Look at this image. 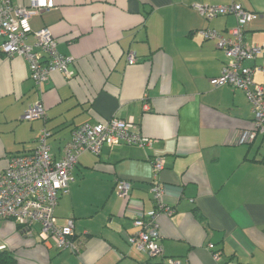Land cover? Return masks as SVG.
<instances>
[{"label": "crops", "instance_id": "crops-1", "mask_svg": "<svg viewBox=\"0 0 264 264\" xmlns=\"http://www.w3.org/2000/svg\"><path fill=\"white\" fill-rule=\"evenodd\" d=\"M232 1L253 15L244 43L264 47V0H54L29 24L47 29L73 62L69 76L52 73L41 86L45 119H22L40 95L26 61L0 51V175L12 156L33 153L43 129L54 159L84 123L124 120L150 141L79 155L54 208L57 226L74 221L77 251L43 243L38 225L25 233L0 220V264H264V144L237 143L238 132L253 127L251 105L241 90L212 85L226 59L201 35L210 29L226 37L236 19L208 20L195 9ZM253 80L264 83V75ZM157 159L156 182L175 212L157 216L162 252L150 257L127 239L138 231L137 215L155 208ZM120 181L130 185L127 198L116 194Z\"/></svg>", "mask_w": 264, "mask_h": 264}, {"label": "built area", "instance_id": "built-area-1", "mask_svg": "<svg viewBox=\"0 0 264 264\" xmlns=\"http://www.w3.org/2000/svg\"><path fill=\"white\" fill-rule=\"evenodd\" d=\"M55 8L54 0H28L26 6H13L10 0H0V51L8 57L23 58L29 69V79L39 92L40 98L22 115L27 121L45 119L41 86L52 73L69 76L70 57L57 51V40L47 29L33 31L29 24L32 16ZM196 11L205 19L233 15L236 26L224 37L210 29L201 31L206 40H213L226 59L218 77L211 80L214 87L228 85L241 90L253 114V127L238 132L237 143L249 144L260 138L264 144V83L253 80L255 73L264 75V47L248 46L243 41V26L253 17L237 2L227 5H197ZM129 64L135 57L129 55ZM253 62L252 66L246 65ZM132 124L124 120L111 119L103 123H84L72 131L71 139L61 149V155L54 159L47 139L50 132L41 130L36 147L30 155L12 156L6 169L0 175V220H11L31 233L34 225L39 226L38 238L58 250L77 251L80 241L74 237V221L66 219L62 226L56 225L54 208L58 197L67 190L70 171L84 152L98 156L104 146L113 147L121 143L149 147L150 141L130 133ZM264 163V151L261 157ZM150 193L154 210L139 213L133 221L138 228L127 242L138 251L150 257L161 256L157 216L164 213L171 216L175 210L164 204L163 189L156 182L163 169V160L153 164ZM116 194L127 198L130 185L126 181L116 183ZM166 264H181L168 260Z\"/></svg>", "mask_w": 264, "mask_h": 264}]
</instances>
